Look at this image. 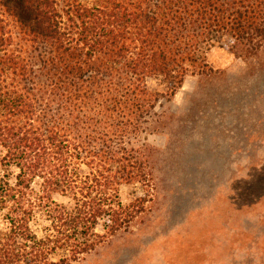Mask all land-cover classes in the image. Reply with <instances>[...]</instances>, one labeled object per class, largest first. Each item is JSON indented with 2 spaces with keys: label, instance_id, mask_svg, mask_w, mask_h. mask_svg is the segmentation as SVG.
<instances>
[{
  "label": "trees",
  "instance_id": "trees-1",
  "mask_svg": "<svg viewBox=\"0 0 264 264\" xmlns=\"http://www.w3.org/2000/svg\"><path fill=\"white\" fill-rule=\"evenodd\" d=\"M0 5L28 42L47 49L48 78L9 51L0 17V264L76 263L145 210L144 199L125 207L120 188L144 174L124 139L157 100L148 82L163 78L173 97L207 68L214 39L232 38L234 50L254 44L264 36V0H96L67 12L69 25L57 0ZM39 218L48 223L42 236L31 226Z\"/></svg>",
  "mask_w": 264,
  "mask_h": 264
},
{
  "label": "rangeland",
  "instance_id": "rangeland-1",
  "mask_svg": "<svg viewBox=\"0 0 264 264\" xmlns=\"http://www.w3.org/2000/svg\"><path fill=\"white\" fill-rule=\"evenodd\" d=\"M57 4L69 25L67 12L96 0ZM0 17L12 41L9 51L30 58L47 82L41 71L47 49L28 42L1 5ZM256 40L234 50L232 38L214 39L204 47L207 68L192 71L173 97L163 78L148 82L157 100L141 129L124 139L144 174L120 188L125 207L144 199L145 210L127 229L69 264H264V36ZM243 127L249 138L260 140L245 148L239 174L238 162H231L240 157L238 146L231 145ZM3 155L0 148V161ZM17 174L12 169L11 183ZM4 175L0 163V181ZM31 226L42 236L48 223L39 218ZM0 227L6 228L1 211Z\"/></svg>",
  "mask_w": 264,
  "mask_h": 264
},
{
  "label": "crops",
  "instance_id": "crops-1",
  "mask_svg": "<svg viewBox=\"0 0 264 264\" xmlns=\"http://www.w3.org/2000/svg\"><path fill=\"white\" fill-rule=\"evenodd\" d=\"M260 128L262 129L261 131H264V126H260ZM247 132L246 128H239L238 129V135L237 137H235V139L232 142V147L238 146V152L239 153V158H236V161H231V162H238L239 164V174L243 173L244 170V164H243V155L245 152V148L247 147H252L254 145H256V141L260 140L259 139H254V138H249V135H246L245 133ZM250 134V133H249ZM264 139V138H262ZM250 145V146H249ZM242 155V156H241Z\"/></svg>",
  "mask_w": 264,
  "mask_h": 264
}]
</instances>
